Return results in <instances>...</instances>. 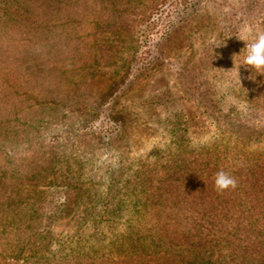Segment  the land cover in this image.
<instances>
[{
  "label": "rangeland",
  "instance_id": "obj_1",
  "mask_svg": "<svg viewBox=\"0 0 264 264\" xmlns=\"http://www.w3.org/2000/svg\"><path fill=\"white\" fill-rule=\"evenodd\" d=\"M44 1L0 0V21L17 36L11 52L22 49L25 59L33 52L48 53L47 48H24L20 36L26 40L27 31L59 49L50 58L57 64L49 81L53 95L43 83H34L31 56L17 80L29 98L18 93L9 103H21L37 128L23 131L20 141L10 137L1 148L0 176L8 170L2 182L21 194L18 204L0 208V229L8 218L30 209L36 192L24 199V188L38 189L48 212L38 234L7 226L3 248L8 253H1L0 246L5 256L0 264H264V243L247 245L251 239L246 234L214 242L235 231L234 224L242 222L240 213L263 222L264 203L240 192L239 182L235 189L240 193L228 189L209 198L197 191L200 180L214 182L215 175L208 174L215 165L233 176L246 167L243 179L254 171L264 177V74L241 65L240 83L233 68L234 60L241 62L245 54L246 42L238 38L245 28L264 29V0H67L61 10L45 8ZM149 13L151 17L143 18ZM35 20L44 24L39 33L31 30ZM29 72L31 79L23 83ZM121 81L122 89L109 104L100 105L97 99ZM188 85L190 92L200 88L199 95H187ZM44 99H54L53 104L45 105ZM236 112L241 120L254 119L248 121L254 131L227 122ZM114 114L125 117L124 127L104 126L113 127L109 118ZM83 122L88 127L80 128ZM36 140L50 143L53 156L36 175L16 174L21 149L25 145L30 151ZM166 160L176 169L201 170L166 195L147 198L155 177L143 166L162 171ZM121 168L124 174L117 184L125 189L127 202L109 208L110 181ZM139 198L144 202L137 206ZM245 198L254 205H238ZM54 211L57 215L48 221ZM219 217L225 221L219 224ZM19 234L26 243H18Z\"/></svg>",
  "mask_w": 264,
  "mask_h": 264
},
{
  "label": "trees",
  "instance_id": "obj_2",
  "mask_svg": "<svg viewBox=\"0 0 264 264\" xmlns=\"http://www.w3.org/2000/svg\"><path fill=\"white\" fill-rule=\"evenodd\" d=\"M159 1H161V0H157V2H159ZM66 2H67V0H61L60 5L53 6V5H55V0H46V1H44L43 6L45 8H50V9H54V10L55 9L61 10L62 5H64ZM149 8H151V5H149ZM148 16L151 17V13L143 15V18H147ZM31 24L33 25L31 30L33 32H37V33H39V31L42 29V26H44L43 23L37 22L36 20H35V22H32ZM0 30L3 31V33L0 34V153H1V148L5 149L4 142H9L10 137H13V140H15V141H20L21 133L23 131H29V130L35 131L37 128L36 124L32 123L31 115H26L25 113H23L24 110L22 107L23 105H21V103L13 101L11 105L9 104L12 101L14 94L18 95V93H20L19 95L22 98L25 95H28V98H29V92H25L27 90L24 88L21 89L22 87H20L17 83L18 76L21 73V65L26 64V63H30L29 57L33 56L34 58H33L32 63L34 65V68L32 70L35 72L34 83H36V84L43 83V87H44V89L47 90V93H49V95H53L52 93L55 92L53 90L54 84H53V82H49V81L52 80V77L55 75V73L57 71V64H51L50 58H51V56L54 55L55 52H56V54L54 56H58L59 55V49H58L57 44L50 45L48 42L43 44V43L37 41L35 38H33V37L31 38V33L29 31H27V35H26L27 41L22 40V37H25L24 35L20 36V42H23L24 48H26V50L30 47H38V49L40 47L47 48L48 53L44 56H41V55H37V53L33 52L31 54H28L27 59H25L20 54V51L22 49L18 50V52H11L8 49V48H12L11 46H14L12 43L15 42L17 36L14 35L11 28L10 29L7 28L6 22L0 21ZM19 33H25V31L21 30ZM38 49L36 51H38ZM73 50L77 51L78 46H74ZM74 56L75 57L77 56V52H74ZM38 59H39V62H38ZM38 69L40 72H37ZM30 73L31 72H29V74H28L29 76L27 78L26 77L21 78L23 83L26 82L27 80L31 79ZM128 76H129V74H128ZM41 79H47V80L41 81ZM47 82H49V83L46 84ZM124 83H125L124 81L117 83L114 87H112V90L108 93V95L100 96L97 99L98 103L100 105H105V103L109 104V103H107V101L117 93L118 89H119V91L122 89ZM18 87H20V88H18ZM186 87L188 88V90H186L187 95L188 94L196 95V96L199 95V89L200 88L196 87L195 90H193V92H190V89H191L190 86L188 85ZM43 92H45V90H43ZM53 100L54 99H51V100H45L44 99V104L45 105L49 104V103L53 104ZM213 105H214V103H213ZM238 114L239 113L236 112V115H233V117L235 116L234 118H232L231 116H228L227 122L228 121L231 122L234 120V122H232L233 123L232 127H235L236 129H238V127L243 128L245 126L247 127V129H252L254 127V126H248V125L254 124V123H252V124L248 123V121H251V120L254 121L253 118H248V116H245L246 119H244V117H243V119L241 120L239 118L240 115H238ZM249 114H251V112H249L248 115ZM21 115H24L23 120L19 119V117ZM109 115H110V113H109ZM98 118H99V116L93 118L92 120L90 119V121H95ZM105 119H108V117H106ZM109 120H110L113 127H111L108 123L104 124V126L105 127L109 126L110 129L116 128V130L120 129L121 127H124L125 122H126L125 117L122 116L121 114L111 115ZM83 121H86V119H84ZM88 123L83 122V124H80V128H82V126L88 127L87 126ZM120 124L122 126H119ZM256 126H258V125H256ZM108 131L103 132L104 134L102 135V137L105 138L107 136ZM252 131H254V130L252 129ZM245 134H252V132L246 131ZM92 136H94V135H92ZM99 137H100L99 140H101V134H99ZM26 141L30 142L31 140L27 139ZM31 145L32 146L30 148V151H27L28 146H25V145L22 148L23 150L21 149V151H22V157H21L22 162L20 165H17L15 167L14 172L16 174H20L23 172L24 174H35L36 175L37 173H39V171H43V169L47 166L50 157L53 156L52 152H50V143H48L46 140L41 141V142H39V140H36V142H34V144L31 142ZM9 159H12V158H9ZM216 164H217V162H216ZM143 167L145 170H148V172H149L148 174L151 175L154 173L155 178L151 180L152 185H150L149 194L146 196L148 198L149 196L152 195V200L158 198L162 194L166 195V192H168V190H170L173 187L176 188L178 186V184L183 186L179 182H182V183L187 182V181H189V179L191 177H197V175L195 173H197L201 170V166H198L196 168H192V166H190V167L186 168L185 170L181 169V168L176 169L175 166L172 164V161H170V163H168L167 160H166L165 164L161 165V168H163L162 171L159 170L158 168L152 169V168H149L146 166H143ZM234 168H236V167H234ZM245 169H246V167H241L238 170L242 173L245 171ZM217 171H219L218 165H215L213 173L208 174V176L214 177V175L216 174ZM7 172H8V170L3 169V172L0 176V208H4L3 206L12 207L13 204H18L19 198L17 197V195L21 194L20 191H18L17 194H14L16 192H13L10 190L12 186L11 185L10 186L5 185L2 182V178H3L2 176H4ZM119 173H120V175H118V176L112 175V178L110 181L113 183V185L110 187V190H112V192H111L112 194L108 195V196L110 198L112 197L113 201L106 200V203L108 204V205L107 204L106 205L109 208L115 207V206H118L117 208H122L124 206V204H122V203L127 202V197L125 196V194H127V193H124L125 189L123 188V186H118V184H117V180L124 174V171L122 168H121ZM241 173L234 175L235 178L239 179L238 180V182H239L238 190L240 192L246 191V193L253 194L256 197L255 199H259L260 201H262L264 203V177L263 178L256 177L255 176L256 171H254L253 173H251V177H249L247 179H243L241 177ZM202 175L205 177H208L204 171L202 172ZM186 177H187V179H186ZM142 180L143 179L138 180V183L136 185V186H138L136 188L138 191H140V187L143 186V185L140 186V184H141L140 182ZM198 185L201 187L200 192H201L202 196H208L209 198L214 194H216V195L225 194L228 191V190H225L222 192L217 191L215 186H214V182H212V184L207 183V178L200 180V182H198ZM24 190L27 192H22L23 198L26 194H28V193L30 194L31 192H36V196L34 198H31V200L29 201L31 203V207L28 210V212H26V213L24 212L23 214L17 213L18 215L14 216L11 219L10 218L7 219L5 216L4 219H7V220L4 222V225L6 227L3 228V230L0 229V246H2V249H1L2 252L1 253H3V254L6 253V250L3 248L4 245L6 244V242L3 243V241L5 239H7L9 236V231H8L7 226L12 225L16 229V231L25 230L27 232H30L31 234L34 233V231L36 230L37 234H38V232H40L38 229H40V226L43 225V218L46 216V212H48V208H46L44 210V206H45L44 201H43L42 195L39 193L40 191L38 189L29 187V188H24ZM235 191H236V193H240V192H237V189H235ZM44 193H46V192H44ZM47 194H49V193H47ZM61 194H66V193H65V191H63L62 193L56 192V195L61 196ZM15 195H16V198L12 199ZM2 198L8 199L9 201L1 200ZM245 199L244 200L240 199L238 205L242 204V202L245 205H249L250 202L254 205V203L249 198H245ZM139 200L140 201L137 203V206H140L142 204V202H144L140 198H139ZM41 201H43V203ZM56 215H57L56 211L52 212L48 217V221H50L51 219H54V217ZM218 219H219V224H220V222L225 221L221 217H219ZM238 219H239L238 221L241 220L242 222L236 223L237 226H235V224H234L235 231L233 233H230L229 236H221L220 235L218 238H216L214 240V242L220 241L219 243L221 244L224 241H226V240H222L223 238H226L227 240L229 238H232V237L242 238V236L244 234H246V237L248 239H251V241L248 242L247 245H249V244L255 245V244L264 243V220H263V222H259L258 220L255 219L254 214H251V213H249L248 215H245L244 213H242V214L240 213L238 215ZM205 228L206 227L204 225L203 229H205ZM226 228H227V226L224 227V229H222V228L221 229L225 231ZM45 233L47 234V231ZM17 238L19 240L18 243H20V244H21V242L26 243V241H27V238L22 234H19ZM37 240H39V238ZM230 240H232V239H229V241ZM10 242L13 243V239L10 240ZM233 244H234V246H238L236 239H234ZM8 251H9V249H8ZM1 253H0V257H5V256H2ZM41 259L39 261H41ZM24 260H26V259H24ZM39 261H37V262H39ZM72 262H74L73 258H72ZM40 264H46V263L44 262V260H42V262ZM66 264H72V263H66Z\"/></svg>",
  "mask_w": 264,
  "mask_h": 264
},
{
  "label": "clouds",
  "instance_id": "obj_3",
  "mask_svg": "<svg viewBox=\"0 0 264 264\" xmlns=\"http://www.w3.org/2000/svg\"><path fill=\"white\" fill-rule=\"evenodd\" d=\"M244 33V35L238 37L246 42L245 47L242 49L245 53L243 60L237 63L233 58L235 65L233 68L235 69L236 78L240 83L239 69L241 65L252 69V71L255 70L256 73L264 74V29H256L253 31L251 27H246ZM248 37H251V40ZM237 184V179L228 171L219 170L216 172L214 186L217 191L222 192L228 189H235ZM197 191L200 190L198 189Z\"/></svg>",
  "mask_w": 264,
  "mask_h": 264
}]
</instances>
